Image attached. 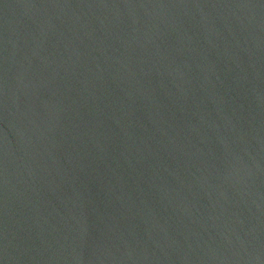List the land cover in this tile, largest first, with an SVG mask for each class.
Returning <instances> with one entry per match:
<instances>
[{"label":"water","instance_id":"water-1","mask_svg":"<svg viewBox=\"0 0 264 264\" xmlns=\"http://www.w3.org/2000/svg\"><path fill=\"white\" fill-rule=\"evenodd\" d=\"M0 264H264V0H0Z\"/></svg>","mask_w":264,"mask_h":264}]
</instances>
